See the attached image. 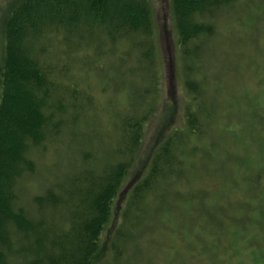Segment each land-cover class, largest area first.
<instances>
[{
    "label": "rangeland",
    "instance_id": "rangeland-1",
    "mask_svg": "<svg viewBox=\"0 0 264 264\" xmlns=\"http://www.w3.org/2000/svg\"><path fill=\"white\" fill-rule=\"evenodd\" d=\"M150 2L154 63L149 68L140 67L143 51L134 48L131 38L112 43L97 31L69 57L68 46H54L50 63L63 72L57 81L70 90L64 96L72 100L76 93L89 102L71 127L82 145L56 144L38 156L39 174L26 180L21 200L31 211L29 195L41 193L38 188L50 181L81 167L97 175L90 154L101 168L121 142L123 117L151 112L140 152L103 231V256L94 263L264 264V0H237L225 7L213 20L215 34L198 41L201 58L192 66L203 85L198 101L186 86L171 0ZM7 3L0 0V22ZM3 48L0 28V67ZM189 106L207 116H202L203 135H190L183 145L180 183L143 205V212H135L125 225L130 186L175 128L185 132ZM117 229L129 234L118 262L108 241Z\"/></svg>",
    "mask_w": 264,
    "mask_h": 264
},
{
    "label": "trees",
    "instance_id": "trees-1",
    "mask_svg": "<svg viewBox=\"0 0 264 264\" xmlns=\"http://www.w3.org/2000/svg\"><path fill=\"white\" fill-rule=\"evenodd\" d=\"M236 1L171 0L174 28L187 68L186 86L195 101L203 94L192 67L201 58L198 41L215 34L214 18ZM0 28L4 39L0 67V264H95L103 256V231L140 152L143 127L151 112L123 117L121 142L113 159L101 168L90 154L97 175V171L81 167L65 179L50 181L38 188L41 193L29 195L31 211L21 195L26 180L39 174L38 156L56 144L82 145L71 127L89 102L83 103L76 93L72 100L64 96L70 90L59 87L57 81L63 72L50 63L52 51L57 49L54 46H68L65 55L69 57L97 31L112 43L131 38L134 48L143 51L140 67L149 68L154 63L151 2L8 0ZM148 77L151 80V74ZM186 115L185 132L175 128L156 147L145 174L130 186L125 225L135 219V212H143V205L152 204L158 194L180 183L186 165L183 145L190 135H203L202 116H207L190 106ZM90 161L83 163L89 165ZM114 236L108 241L118 262L129 234L117 229Z\"/></svg>",
    "mask_w": 264,
    "mask_h": 264
}]
</instances>
